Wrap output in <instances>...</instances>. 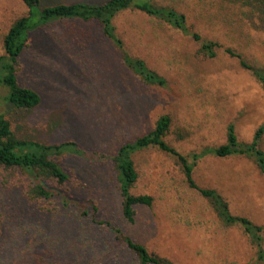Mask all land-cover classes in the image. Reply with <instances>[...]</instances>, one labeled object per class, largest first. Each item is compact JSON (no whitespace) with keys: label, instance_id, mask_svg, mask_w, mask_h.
Returning a JSON list of instances; mask_svg holds the SVG:
<instances>
[{"label":"rangeland","instance_id":"1","mask_svg":"<svg viewBox=\"0 0 264 264\" xmlns=\"http://www.w3.org/2000/svg\"><path fill=\"white\" fill-rule=\"evenodd\" d=\"M78 1L106 0H41L40 5ZM154 1L183 13L190 31L219 44L216 56L206 57L189 34L137 9L119 12L113 18L116 34L131 55L161 74L166 81L161 86L127 68L96 21H55L29 33L18 58V81L35 90L40 102L28 109L5 104L0 114L18 137L74 141L84 149L86 155L61 160L70 178L57 189L73 200L94 202L98 211L89 206L82 215L56 196L30 200L22 174L0 168V264H137L93 220L119 226L172 264L253 262L254 250L241 228L222 224L208 201L188 186L174 157L156 147L132 154L138 174L132 192L152 195L151 206H136L134 223L121 216L110 157L150 131L160 115L170 116L165 139L182 154L223 144L229 123L240 141L264 127L263 88L224 52L231 47L264 66L260 0ZM26 10L19 0H0V53L3 34ZM193 177L223 195L233 214L264 227V172L251 159L205 154ZM262 236L264 249V231Z\"/></svg>","mask_w":264,"mask_h":264},{"label":"trees","instance_id":"2","mask_svg":"<svg viewBox=\"0 0 264 264\" xmlns=\"http://www.w3.org/2000/svg\"><path fill=\"white\" fill-rule=\"evenodd\" d=\"M19 1L26 6L27 10L12 21L2 37L0 107L7 104L16 109H28L40 102V95L35 90L21 85L18 81V58L27 45L29 33L51 22L63 20L98 22L102 34L116 48L123 64L134 71L143 82L160 86L166 83L161 74L150 69L142 58L131 55L125 48L122 39L116 34L113 18L119 12L126 9H137L189 34L199 43V51L206 57H215L219 47L216 41L201 39L198 33L190 31L183 13L172 7L159 5L154 0H106L99 4L80 1L59 2L43 7L40 5L41 0ZM258 6L260 10L264 11V0H260ZM224 52L238 59L240 66L247 70L264 90V66L248 62L242 53L231 47H226ZM170 125V116L160 115L150 131L122 145L115 155L110 157L116 171L119 195H121L120 210L123 220L127 223H134L136 206L149 207L153 202L152 195L132 192L138 177L132 154L148 147H156L174 157L188 186L197 190L208 201L222 224L236 225L241 228L254 250V260L249 264H264L262 236L264 227L254 223L246 216L233 214L223 195L214 188L198 185L193 177L197 161L209 153L217 157L235 155L247 157L261 172H264V148L262 147L264 127L259 126L249 141H240L233 124L229 123L226 129V140L223 144L206 146L198 151L182 154L165 139L169 128H171ZM86 153L74 141L42 143L18 137L11 128L10 122L3 114H0V168L11 169L22 174L27 184L25 194L30 200L39 203L41 200L45 201L56 196L63 206L72 205L82 215L88 214L89 206L95 214L98 208L94 202L73 200L57 189V187L64 188L70 178L69 173L60 165L61 160L67 155L80 157ZM93 222L111 232L115 242L134 255L137 264H172L169 259L149 251L145 244L136 241L125 232L123 233L119 226L104 220H93ZM107 249H109L108 246Z\"/></svg>","mask_w":264,"mask_h":264}]
</instances>
